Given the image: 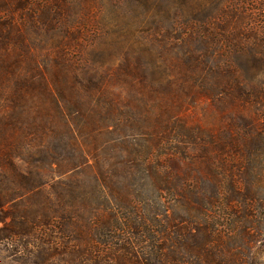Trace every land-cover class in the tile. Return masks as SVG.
<instances>
[{
	"label": "trees",
	"instance_id": "trees-1",
	"mask_svg": "<svg viewBox=\"0 0 264 264\" xmlns=\"http://www.w3.org/2000/svg\"><path fill=\"white\" fill-rule=\"evenodd\" d=\"M178 13L140 74L96 71L83 90L47 71L72 67L64 49L26 76L0 42V246L16 264H153L129 242L69 233L50 202L67 204L60 177L77 170L115 190L134 156L155 185L181 182L169 224L187 256L264 264V0H180Z\"/></svg>",
	"mask_w": 264,
	"mask_h": 264
},
{
	"label": "rangeland",
	"instance_id": "rangeland-1",
	"mask_svg": "<svg viewBox=\"0 0 264 264\" xmlns=\"http://www.w3.org/2000/svg\"><path fill=\"white\" fill-rule=\"evenodd\" d=\"M179 1L0 0V20L16 28L11 33L5 31L7 34L2 30L0 42L4 39L14 48L16 58L22 61L20 71L26 76L36 73L28 64L32 60L42 66L56 64L63 61L60 54L64 49L65 59L74 62L72 67L65 73L54 67L47 71L69 81L74 89L83 90L80 83L88 74L103 70L122 73L127 64L140 74L143 62L155 61L161 33H167L173 41L177 35L173 26L182 19ZM47 10L54 14L53 22L45 21V16H50ZM30 14L41 18L33 23ZM172 51L181 53V49ZM6 102L0 94V107ZM78 107L74 104L69 110ZM204 108L208 114L209 106ZM60 180L69 200L62 204L50 198L56 222L73 235L92 239L99 249L119 239L131 243L140 258L153 264H234L185 254L169 224V204L182 184L173 180L155 185L141 156L132 157L121 167L114 180L115 190L87 170L67 173ZM0 264H16L2 246Z\"/></svg>",
	"mask_w": 264,
	"mask_h": 264
}]
</instances>
